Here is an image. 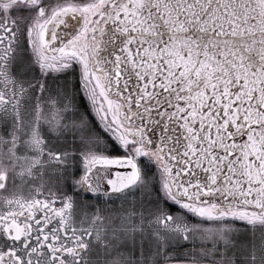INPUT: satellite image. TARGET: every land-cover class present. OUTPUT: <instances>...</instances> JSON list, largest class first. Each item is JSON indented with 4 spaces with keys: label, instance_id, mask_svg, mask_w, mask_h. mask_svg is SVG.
Returning a JSON list of instances; mask_svg holds the SVG:
<instances>
[{
    "label": "snow or ice",
    "instance_id": "6c2138e0",
    "mask_svg": "<svg viewBox=\"0 0 264 264\" xmlns=\"http://www.w3.org/2000/svg\"><path fill=\"white\" fill-rule=\"evenodd\" d=\"M0 264H264V0H0Z\"/></svg>",
    "mask_w": 264,
    "mask_h": 264
}]
</instances>
